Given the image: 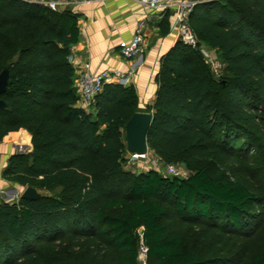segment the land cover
I'll return each instance as SVG.
<instances>
[{
    "label": "trees",
    "instance_id": "16d2710c",
    "mask_svg": "<svg viewBox=\"0 0 264 264\" xmlns=\"http://www.w3.org/2000/svg\"><path fill=\"white\" fill-rule=\"evenodd\" d=\"M190 1L191 32L228 76L214 80L199 51L180 40L159 60L147 153L183 165L190 174L179 179L124 169V126L138 112L132 85L104 84L91 112L75 108L68 58L77 16L0 0V72L8 70L0 142L25 130L31 145L9 158L2 177L40 195L0 203V264H136L139 230L146 264H231L214 257L216 245H194L162 220L241 236L256 224L250 212L264 194L226 163L245 174L239 158L264 148V0ZM159 31L169 33L167 15ZM253 262L264 264V246Z\"/></svg>",
    "mask_w": 264,
    "mask_h": 264
},
{
    "label": "crops",
    "instance_id": "0c3cea01",
    "mask_svg": "<svg viewBox=\"0 0 264 264\" xmlns=\"http://www.w3.org/2000/svg\"><path fill=\"white\" fill-rule=\"evenodd\" d=\"M61 11H70L77 16L79 41L70 48L68 58L73 68V84L85 64L93 73L114 70L126 73L133 70L130 85L137 95L138 112L147 113V107H151L155 100L157 87L154 78L159 60L177 41L173 11L147 15L141 60L130 62L123 61L118 51L131 39L135 24L145 17L143 9L133 0H101L72 5ZM166 15L169 33L161 36L159 26ZM23 146L31 151L30 136L25 130L8 133L0 142V203H16L19 200L10 201L23 188L6 181L2 175L9 158L23 154Z\"/></svg>",
    "mask_w": 264,
    "mask_h": 264
},
{
    "label": "rangeland",
    "instance_id": "374dc122",
    "mask_svg": "<svg viewBox=\"0 0 264 264\" xmlns=\"http://www.w3.org/2000/svg\"><path fill=\"white\" fill-rule=\"evenodd\" d=\"M210 50L209 48H207ZM216 60L215 70L218 77H213L214 80H219L228 76L225 65L222 59L216 52L213 55ZM211 72V71H210ZM255 150L250 154H243L239 161L243 164V168L247 171L245 174H240L241 168H238L235 163L228 161L226 167L230 171H235L239 175V180L250 190H259L264 194V148L263 145H257ZM30 148L23 146V154L28 153ZM124 169L133 174L147 173L151 170V161L155 158L149 153L143 158H134L129 154H125ZM217 163V162H216ZM216 163H212L216 166ZM177 174V178L185 179L190 173L183 165L173 166ZM159 174L163 177H172L167 173L166 167H159ZM223 170H225L223 168ZM228 170V172H229ZM228 174L227 172L225 173ZM10 201L18 200L22 191ZM250 216L256 221L255 226L246 235L228 234L223 232L222 228H215L206 223L190 224L181 219H173L172 221L162 220L166 225V229L171 232H181L186 239H191L194 245H197L205 250H208L213 245H216L214 257L223 262L231 264H253V259L259 254L260 248L264 246V205L255 207L250 212ZM141 232V230H139Z\"/></svg>",
    "mask_w": 264,
    "mask_h": 264
},
{
    "label": "built area",
    "instance_id": "2783aa9c",
    "mask_svg": "<svg viewBox=\"0 0 264 264\" xmlns=\"http://www.w3.org/2000/svg\"><path fill=\"white\" fill-rule=\"evenodd\" d=\"M31 1V0H20ZM35 3L46 7L51 12H59L72 5H84L90 3H97L101 0H39ZM145 12V17L138 21L132 32L129 42L123 44L118 53L123 61L130 62L133 60H141L143 48L145 45V21L147 15L155 12L164 13L173 11L174 25L173 28L176 32L177 40L182 41L184 44L189 45L199 51L201 59L206 65L213 77H218L215 70L216 60L214 59L213 50H208L205 46L199 44L188 25V16L195 5V2L190 0H133ZM133 70L123 73L121 71H103L93 73L89 69V65H82V69L74 81V89L76 95L75 108L82 110L85 113L92 111L95 104L96 97L100 94L104 84H116L127 87L131 84V77ZM147 155V154H146ZM145 155V156H146ZM131 156L134 158H143ZM161 163L158 159L154 158L151 161V170L159 174V167ZM169 176L177 178V174L172 165L165 166ZM160 175V174H159ZM161 176V175H160ZM180 179V178H179ZM137 256L136 264H146L147 248L142 241L141 232L137 231Z\"/></svg>",
    "mask_w": 264,
    "mask_h": 264
},
{
    "label": "water",
    "instance_id": "95a60500",
    "mask_svg": "<svg viewBox=\"0 0 264 264\" xmlns=\"http://www.w3.org/2000/svg\"><path fill=\"white\" fill-rule=\"evenodd\" d=\"M8 84V70L4 68L0 72V96L6 91ZM6 109L5 103L0 99V110ZM152 120V114L136 112L124 126V145L126 153L130 156L142 157L147 154L146 137ZM19 189L20 187L17 186ZM40 195L33 188L22 191L19 199L26 201H37Z\"/></svg>",
    "mask_w": 264,
    "mask_h": 264
}]
</instances>
